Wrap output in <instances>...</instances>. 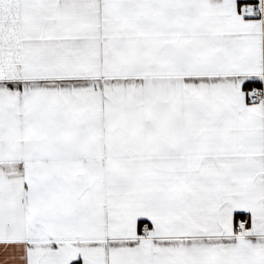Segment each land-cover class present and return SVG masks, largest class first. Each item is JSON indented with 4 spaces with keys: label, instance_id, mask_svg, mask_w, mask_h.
Returning <instances> with one entry per match:
<instances>
[{
    "label": "snow or ice",
    "instance_id": "snow-or-ice-1",
    "mask_svg": "<svg viewBox=\"0 0 264 264\" xmlns=\"http://www.w3.org/2000/svg\"><path fill=\"white\" fill-rule=\"evenodd\" d=\"M0 264H264V0H0Z\"/></svg>",
    "mask_w": 264,
    "mask_h": 264
}]
</instances>
